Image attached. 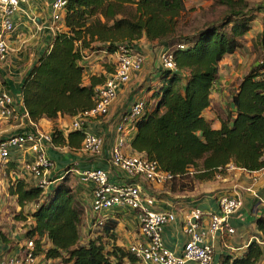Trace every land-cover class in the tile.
<instances>
[{
    "label": "trees",
    "instance_id": "obj_1",
    "mask_svg": "<svg viewBox=\"0 0 264 264\" xmlns=\"http://www.w3.org/2000/svg\"><path fill=\"white\" fill-rule=\"evenodd\" d=\"M227 9L216 23L192 34H183L180 21L187 9L184 0H68L60 29L50 50L42 55L22 83V103L33 122L59 116L73 118L91 109L96 88L114 73L115 62L104 63V74L83 85L85 53L103 49L113 55L117 44L145 40L170 51L176 69L161 70L159 88L146 103L130 143L134 154L155 162L173 176L171 189L191 191L198 181L224 177L229 167L246 172L264 168V21L256 49L261 54L232 91L220 127L203 117L212 101V87L219 80V64L243 48L255 11L246 0H219ZM182 46L183 48H179ZM164 50V49H161ZM146 102V101H145ZM83 130L66 136L51 130L54 148L81 150ZM19 210L16 219H31L25 238L35 243L34 255L47 264H138L128 250L116 246L117 216H106L92 239L81 241L83 209L63 180L48 192L17 179L7 187ZM33 206L26 212L27 206ZM264 233V218L257 221ZM262 249L252 242L240 256H222L220 264H256Z\"/></svg>",
    "mask_w": 264,
    "mask_h": 264
},
{
    "label": "crops",
    "instance_id": "obj_2",
    "mask_svg": "<svg viewBox=\"0 0 264 264\" xmlns=\"http://www.w3.org/2000/svg\"><path fill=\"white\" fill-rule=\"evenodd\" d=\"M51 2L52 0H32L24 3L13 17L14 30L6 38L8 55L4 62H0V84L11 95L16 114L10 119L0 120V141L20 133L43 132L48 134L51 133L53 127L61 131L64 136L71 131L70 126L74 117L59 116L54 122L41 118L39 121L33 122L22 103L23 80L37 64L39 58L50 50L55 32L58 30L51 28L49 20ZM133 45L138 50L139 48L148 49L150 43L141 40ZM243 50L240 49L233 56L225 57L219 64L220 75L211 90V105L203 112V117L214 129L220 127L227 112L234 115V110L230 105L232 91L252 64L248 58H239ZM160 51L161 49L156 50L157 62L155 64L149 54L144 56L143 69L134 74L128 84L119 89L117 98L110 106L109 114L87 124L86 132L104 140L102 151L99 154L92 155L68 147L54 148L52 146L48 148L46 154L53 162L54 168L49 178L51 185L45 193L65 180L83 209L81 241L83 234L87 240L99 234L96 233L99 230L96 226L97 220L106 216H117L119 223L114 231L113 243L128 250L130 245L140 241L135 212L127 207H119L104 214L94 213L92 211L91 187L81 184L76 174L78 170L86 168L104 169L108 173L111 183H136L141 186L147 196L155 200V210L175 215V221L165 225L161 234L165 247L173 254L180 255L188 240V237L182 232L186 215L191 210L199 209L204 214L200 232L205 243L212 246L214 250L212 264H220L222 256L242 255L252 242L258 243L262 249V256L256 264H264V233L259 231L257 226V221L264 218V168L256 172H246L229 167L224 177L216 176L206 181H198L191 191H179V187L172 190L171 183L155 186L138 178L131 180L113 167L110 162L111 151L118 140L124 141L123 152L134 154L130 143L136 133L137 122L125 124L126 134L123 137L117 133L116 128L120 124L122 115L135 101L142 99L149 105L154 103L152 96L159 88L158 79L162 70L158 63ZM114 61V56L108 55L103 49L86 52L80 63L84 67L83 85L88 86L91 77L104 74L102 67L104 63H114ZM225 65L228 68L224 70V73L229 77V80L226 81L222 80L221 76V67ZM147 73H151V76H146ZM30 159L29 152L20 154L12 152L8 162H0V197L4 195L0 202V260L3 257L19 254L26 241L25 237L21 239L17 233L16 225L9 227L4 215H8L7 218L12 219L19 210L15 198L7 193L8 185L17 179H23L33 185L35 183L22 171V164ZM225 195L237 197L241 201L240 209L230 218V227L233 228L234 233H217L210 237L207 235L209 222L207 216L216 212L218 199ZM4 209H6L5 212H3ZM32 210L31 207L26 212ZM31 224V219H28V225ZM37 264H47L43 255L37 257ZM187 264L196 263L189 262Z\"/></svg>",
    "mask_w": 264,
    "mask_h": 264
},
{
    "label": "built area",
    "instance_id": "obj_3",
    "mask_svg": "<svg viewBox=\"0 0 264 264\" xmlns=\"http://www.w3.org/2000/svg\"><path fill=\"white\" fill-rule=\"evenodd\" d=\"M32 0H0V62H4L8 55L7 36L13 32V17L24 3ZM68 0H52L50 4L49 20L53 30L60 29V22ZM33 21V19H32ZM179 48H183L179 46ZM115 59L114 73L95 90L96 100L93 107L74 117L71 131L83 130L84 140L81 150L88 154H99L102 151L103 138L86 132L87 124L98 118L106 117L112 102L117 98L119 89L128 84L134 74L139 73L144 66L143 54L134 46L117 44L113 54ZM158 63L162 70L176 69L173 56L166 50H161ZM146 102L142 99L135 101L126 111L117 126V133L122 137L125 124L136 123L144 115ZM16 114L11 95L0 84V120H7ZM52 147L51 133H20L11 135L0 141V162L6 163L12 152L16 154L29 152L30 161L22 164V171L26 177L34 180V186L44 192L50 187V173L54 168L53 162L47 157V150ZM124 141L118 140L111 151L110 162L127 178L141 179L151 185L164 186L173 180V176L162 171L155 162L149 161L141 155L123 152ZM264 160V156H263ZM81 184L89 185L92 194V211L104 214L111 209L127 207L135 212L140 232V241L128 247V252L137 260L138 264H212L214 250L205 243L200 232L204 214L199 209L188 212L182 225V232L188 237L182 253L175 255L169 251L162 241V229L165 225L175 221L172 213L155 210V200L146 195L140 185L115 184L109 180L104 169H82L76 172ZM241 207L237 197L221 196L218 199L216 212L208 214L207 235L212 237L217 233H234L230 227V218ZM106 217L96 221V226L104 224ZM35 243L26 240L19 254L3 257L0 264H37L34 255Z\"/></svg>",
    "mask_w": 264,
    "mask_h": 264
},
{
    "label": "rangeland",
    "instance_id": "obj_4",
    "mask_svg": "<svg viewBox=\"0 0 264 264\" xmlns=\"http://www.w3.org/2000/svg\"><path fill=\"white\" fill-rule=\"evenodd\" d=\"M253 9L257 8L260 4H264V0H246ZM187 12L183 19L180 21L179 29L183 34H192L196 30L201 29L204 25L208 23H216L220 21L227 13V9L225 6L220 5L219 0H184ZM255 18L252 23V29L249 34H247L243 40V48L244 50L240 53L239 58H248L251 60L252 64L256 61L258 62L261 58V54L256 49L258 38L262 29V23L264 21V11H255L253 13ZM157 49H164L166 51H170L168 48L164 47L161 44L151 43L148 49H140L143 56L150 55L153 59V63L157 62ZM144 57V59H145ZM228 66L221 67V76L222 80H229L228 75L224 73ZM243 70V69H242ZM146 75V74H145ZM146 76H151V73H147ZM145 81V80H144ZM226 107V106H225ZM4 197V195L2 196ZM0 197V202H2L3 198ZM34 208L33 206L29 205L25 208V211L29 210V208ZM7 209V207H6ZM3 210V212L6 211ZM5 216V221L8 222L9 227L12 225L17 229V233L20 235L21 239L25 237V233L29 227L28 221L21 222L16 218L19 216L17 213L15 217L12 219L7 218L8 215ZM8 219V220H7ZM3 221V220H2ZM4 222V221H3ZM85 226V225H84ZM13 228V227H12ZM86 236L83 234L82 242L86 241Z\"/></svg>",
    "mask_w": 264,
    "mask_h": 264
}]
</instances>
